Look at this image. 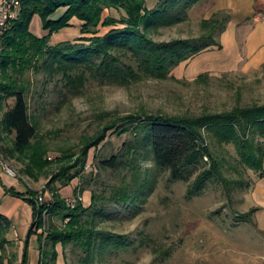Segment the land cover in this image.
Wrapping results in <instances>:
<instances>
[{
  "label": "trees",
  "instance_id": "obj_1",
  "mask_svg": "<svg viewBox=\"0 0 264 264\" xmlns=\"http://www.w3.org/2000/svg\"><path fill=\"white\" fill-rule=\"evenodd\" d=\"M203 0H161L149 9L146 0H22V13L1 37L0 59V106L10 99L3 112V131L15 135L12 148L5 149L11 156L24 155L29 159L26 171L35 175L52 164L49 150L40 141L38 122L31 112L28 93V72L48 71L65 87V97L77 96L90 80L106 84L128 86L144 79L165 80L182 63L209 49H222L220 37L226 31L232 17L230 12L216 11L201 21L202 34L196 37L155 40L151 34L162 27H171L189 19L190 10ZM62 7L66 10L58 19L53 15ZM123 12L120 17L105 16L106 10ZM35 15H40L44 36L32 32L30 25ZM82 22L81 35L75 41L51 44V36ZM109 30L100 34L101 28ZM264 72V64L261 66ZM201 73L196 80L205 79ZM238 103L222 112H206L200 115L130 114L119 117L106 125L100 134L85 139L80 156L76 153L59 157L64 162L46 189L48 196L38 204L39 191L28 189L20 192L7 187L12 194L27 196L34 207V222L30 235L37 233L40 241V263L56 264L59 256L57 245L74 244L86 253L83 264H97L95 254L105 259L108 253L118 252L129 246L122 235H112L98 227L99 218L115 219L114 213L97 208V196L93 193L92 204L86 207L76 197L75 206L61 193V188L71 184L76 177L83 178L89 163V152L107 138L108 132L133 133L132 144L125 153L103 159L105 168H124L132 171L134 188L117 202L131 203L130 216L144 208L156 186L158 175L168 171L176 181L188 183L189 198L201 196L211 185L232 186L245 193L256 181L264 177V102ZM208 137L220 145H233L238 158L229 164V170L237 175H225L222 160L212 150ZM150 164L141 170V162ZM253 170L257 178L247 182L245 174ZM97 208L93 212V209ZM257 208L238 213L236 221H253ZM48 212L45 217L44 213ZM59 219L61 224L55 223ZM48 219L50 222L48 223ZM45 227V228H44ZM12 228L11 220L0 213V248L13 244L5 235ZM44 228V229H43ZM42 230V231H40ZM17 253L0 256V264H17ZM21 264H27V252Z\"/></svg>",
  "mask_w": 264,
  "mask_h": 264
},
{
  "label": "rangeland",
  "instance_id": "obj_2",
  "mask_svg": "<svg viewBox=\"0 0 264 264\" xmlns=\"http://www.w3.org/2000/svg\"><path fill=\"white\" fill-rule=\"evenodd\" d=\"M161 0H146L149 9L155 8ZM222 0H203L189 13V19L171 27H162L152 32L158 41L175 38L196 37L202 34L201 21L211 17ZM233 6L236 20L248 17L257 11L264 12V0H227ZM66 8H60L52 18L58 19ZM230 12L227 9H222ZM221 11V10H219ZM123 12L116 9L106 10L104 15L120 17ZM252 18V17H251ZM236 21L222 35L225 50H214L182 63L165 80L144 79L128 86L101 83L89 80L77 96L65 97V87L60 77H51L48 71H30L26 78L30 81L28 98L31 112L38 122L40 141L49 150L52 164L41 172L31 175L26 171L29 159L24 155H10L5 149L13 146L15 135L3 131L2 117L8 100L0 106V186H10L14 182L20 190L28 189L41 193L52 176L57 173L65 160L59 157L76 153L73 160L80 156L83 142L87 137L100 134L104 127L119 117L130 114H169L200 115L206 112H222L234 107L241 93L242 104L264 102V72L262 67L243 71L242 67L229 71H207L209 64L230 62L238 55L236 47ZM30 28L36 35L44 36L40 15H35ZM109 30L102 27L100 34ZM239 30V40L244 38ZM81 35L80 25H73L55 32L51 44L62 41H75ZM201 73H208L203 80H196ZM133 133L108 132L107 138L96 149L89 152V163L83 178L76 177L71 184L63 186L61 193L70 201L82 199L88 207L92 204L93 193L97 196V208L103 207L107 213H114L115 219L99 218L98 227L112 235H122L129 246L112 251L105 259L96 252L97 264H234L240 252L256 245L254 228L245 222L236 221L237 214L246 212L245 200L249 191L242 193L236 187L225 189L211 185L201 196H187L188 183L174 180L170 172L158 175L155 188L144 208L135 216L128 217L131 203L117 202L125 194H132L134 178L132 171L123 166L118 169L105 168L103 159L122 155L133 142ZM208 142L214 154L222 160L225 175L236 176L229 170V164L238 158L233 145H220L213 138ZM7 165L16 171L17 176L6 172ZM141 170L146 171L149 163L141 162ZM257 173L249 170L245 174L247 182L252 183ZM6 188V187H5ZM19 197V195H15ZM49 195L46 193V199ZM24 198V206L18 212L12 227L18 222L29 225L21 232L24 240L23 256L27 252V264L40 263L39 235H30L34 222L32 202ZM3 201H0L1 205ZM0 205V206H1ZM2 208V207H1ZM93 209V212L97 210ZM2 209H0L1 212ZM48 223L50 219L47 220ZM55 223L61 224L59 219ZM20 231V229H19ZM42 231V230H40ZM257 246V245H256ZM59 256L56 264H83L87 253L74 244L66 247L57 245Z\"/></svg>",
  "mask_w": 264,
  "mask_h": 264
},
{
  "label": "crops",
  "instance_id": "obj_3",
  "mask_svg": "<svg viewBox=\"0 0 264 264\" xmlns=\"http://www.w3.org/2000/svg\"><path fill=\"white\" fill-rule=\"evenodd\" d=\"M227 2V0H222L219 6L216 7L215 11L222 9H227L230 11L232 19L228 24L229 27L232 23V20L236 21L235 24L237 31L235 36L237 37L236 47L238 50V55L232 63L223 61L222 63L218 64L213 61L211 65L209 64L207 71H229L235 70L239 67H242L243 71L258 69L264 64V12L257 11L256 9V11L248 17L244 18V16L236 20L234 8L231 3L227 4ZM76 22L81 28L82 22L77 19L72 21V23ZM241 29L244 31V38L242 37V39L239 40L238 32ZM222 35L220 40L222 39ZM221 43L223 45L222 49L213 48L207 51L225 50L226 45L222 41ZM16 186L17 185L14 182H11L10 186L5 184L6 188L0 186V201L4 200L3 204H0V209H2L0 213L8 217L11 222L15 220L18 212L25 204V197H16L15 194H12L7 190V187L16 188ZM16 189L18 190V188ZM245 208L246 211H249L252 208H257L256 212L254 213L253 221L245 222L254 228L257 237V246L254 245L252 248L241 251L238 261L234 264H264V177L258 179L256 184L247 194ZM28 225L29 224L27 222H18V226H13L10 230L5 232L6 237L13 244L6 245V248L3 250L0 248V256L3 253L9 255L12 251H14L18 256L15 263L21 264L24 247V240L21 237V232L24 231Z\"/></svg>",
  "mask_w": 264,
  "mask_h": 264
},
{
  "label": "built area",
  "instance_id": "obj_4",
  "mask_svg": "<svg viewBox=\"0 0 264 264\" xmlns=\"http://www.w3.org/2000/svg\"><path fill=\"white\" fill-rule=\"evenodd\" d=\"M22 8H23L22 0H0V59H1V37L4 34V32L10 27L11 23L19 18V16L22 13ZM4 168L6 169V172L11 176H17L16 171L10 168L9 166L5 165ZM46 193L49 196H52V193L50 191H46V192L42 191L38 199L39 205L45 202ZM75 201L68 200V203L74 207ZM44 216L45 217L48 216L47 211L44 213Z\"/></svg>",
  "mask_w": 264,
  "mask_h": 264
}]
</instances>
